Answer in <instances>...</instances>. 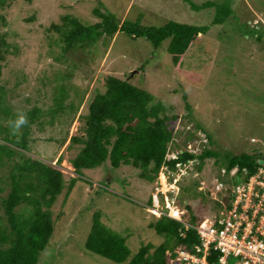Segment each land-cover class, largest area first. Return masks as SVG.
Returning <instances> with one entry per match:
<instances>
[{
    "label": "rangeland",
    "instance_id": "1",
    "mask_svg": "<svg viewBox=\"0 0 264 264\" xmlns=\"http://www.w3.org/2000/svg\"><path fill=\"white\" fill-rule=\"evenodd\" d=\"M208 1L211 7L202 8ZM100 5L120 22L153 27L177 22L202 26L207 32L189 46L179 70L168 53L170 40L154 48L144 38L130 39L117 33L106 53L98 43L87 62L76 61L81 67L69 76L74 68L54 60L61 44L58 34L48 28L65 14L85 25L94 24L99 19L93 11ZM0 12L5 17L2 32L20 49L1 70L0 85L8 90L5 99L14 114L25 115L33 107L42 110L39 123L31 126L29 153L52 164L63 159L59 168L66 187L51 208L53 234L38 264H118L84 248L96 211L101 212L105 225L127 238L133 254L143 244L158 246L164 241L150 229L155 215L146 205L155 186L162 192L172 189L168 176L162 173L150 184L140 179L132 166L113 168L105 162L83 171L70 195L66 193L75 177L70 160L81 148L76 144L67 148L68 140L83 135L84 121L79 115L86 113L96 93L104 92L107 76L130 79L149 91L153 103L166 108L167 116L177 117L176 122H170L174 134L168 158L182 151L199 153L211 138L208 149L219 158L206 159L198 173L197 162H192L189 174L174 185L178 189L176 205L184 214L210 219L229 201L219 182L230 186L236 170L225 175L226 157L255 150L264 156V0H15ZM217 15L219 24L214 22ZM18 74H24L26 82L16 87ZM62 74L61 83L54 80ZM59 84L70 88L72 98H84L76 114L67 111L51 125L49 111ZM8 192L6 187L0 193V208ZM231 264L239 263L231 259Z\"/></svg>",
    "mask_w": 264,
    "mask_h": 264
},
{
    "label": "trees",
    "instance_id": "2",
    "mask_svg": "<svg viewBox=\"0 0 264 264\" xmlns=\"http://www.w3.org/2000/svg\"><path fill=\"white\" fill-rule=\"evenodd\" d=\"M14 1L0 0V11H5ZM210 3L205 2L201 7L209 9L212 5ZM93 14L99 21L91 25H85L72 15L65 14L60 17L59 23H52L48 28L58 34V44H61V52L54 60L74 68L68 73L69 76L81 67L76 61L87 62L98 43L101 42L106 53L117 33H123L130 39L144 38L154 48H158L163 41L170 40L168 53L179 70L189 46L198 36L207 32L205 27L177 22H168L161 27L142 26L130 21L120 22L114 15L103 12L101 5L94 9ZM4 22L5 17L0 12V76L9 56L20 53V49L2 32ZM214 22L220 23L218 15ZM65 74L61 75V79L54 80L62 81ZM104 81V92L96 93L87 104L86 113L79 115L84 121L83 135L71 136L68 140L67 148L74 144L81 148L70 160L75 177L69 182L67 195H70L83 171L94 169L105 162H109L113 168L132 166L138 170L140 179L151 184L162 169L165 173L176 174L175 167L180 164L184 169L182 179L192 169H188L190 162H197L195 170L198 173L206 159L219 158L215 151L208 149L212 140L207 135L205 149L199 153L182 151L174 159L168 158L174 134L170 122H176L177 117L167 116L166 108L161 103L154 104V96L133 85L130 79L107 76ZM25 82L24 74H18L15 86L19 87ZM69 90L64 84L55 87L53 105L49 111L51 125L67 111L74 114L78 111L84 95L77 98L73 96L74 100H78L76 104ZM7 93L5 86L0 85V170H3L0 175V193L6 187L9 189L6 197L1 200L0 208L3 211V216L0 215V264H38L39 256L46 250L53 234L51 208L66 187L63 172L59 168L63 159L59 157L52 164L29 153L33 142L31 126L39 123L43 117L42 110L33 107L26 112L27 124L13 134L11 122L19 115L12 112L5 99ZM69 98L70 102L65 104L64 101ZM183 99L186 100L185 95ZM187 108L190 109L189 104ZM196 129H200L199 126ZM65 142L64 139L62 144ZM258 152L255 150L226 157L225 175L228 176L237 169L233 184L242 179L248 180L264 168V164H260L261 160L264 161V156ZM199 185L196 184L197 187ZM226 193H230L229 188H226ZM160 198L162 200V196ZM152 203L150 196L146 202L147 207H151ZM186 208L189 209L190 206ZM152 218L154 222L149 223L150 229L162 236L164 241L158 246L143 244L133 254L127 245V238L105 225L101 221V212L96 211L92 214L84 248L89 253L118 264H169L166 253H171L170 257L174 258V251L180 246L198 257L202 255L194 249V246L200 245L194 227L204 218L184 214L183 221L190 225L188 229L183 223L165 215ZM221 256L218 250L212 249L206 256V263L221 264ZM231 259L234 258L229 257L225 264H231Z\"/></svg>",
    "mask_w": 264,
    "mask_h": 264
},
{
    "label": "built area",
    "instance_id": "3",
    "mask_svg": "<svg viewBox=\"0 0 264 264\" xmlns=\"http://www.w3.org/2000/svg\"><path fill=\"white\" fill-rule=\"evenodd\" d=\"M176 166L179 175L173 179V183L184 174L181 165ZM170 187L172 189L168 191L172 195L168 191L155 189L152 212L157 217L165 215L182 221L183 212L175 205L177 189L174 185ZM219 187L223 185L219 183ZM229 189V201L224 203L222 209L194 227L200 240V245L194 246V249L197 253L202 252L203 256L189 254L181 248L177 251L178 261H184L183 264H207L205 258L213 249L222 254L221 264H225L229 257L236 259L239 264H264V168L246 181L242 179L237 184L232 183ZM161 195L164 207L159 206ZM184 225L186 229L190 228V225Z\"/></svg>",
    "mask_w": 264,
    "mask_h": 264
},
{
    "label": "clouds",
    "instance_id": "4",
    "mask_svg": "<svg viewBox=\"0 0 264 264\" xmlns=\"http://www.w3.org/2000/svg\"><path fill=\"white\" fill-rule=\"evenodd\" d=\"M27 124V117H26V115H23V114H21V115H19L18 116V118L15 120V121H12L11 122V127H12V129H13V134H15L16 132H18L19 131V129L21 128V127H23L24 125H26ZM175 158V156H172V158H170V159H174ZM53 164H55V163H53ZM176 168V170H177V173L176 174H174V173H165V170H163L162 169V171L160 172V174L162 173V174H164V175H166V176H168V180H169V182H170V186L171 185H176V183L177 182H175V183H173L172 181H173V179L174 178H176L178 175H179V168L176 166L175 167ZM234 170H236L235 171V175H236V172H237V169H234ZM233 170V171H234ZM159 174V175H160ZM159 177V176H158ZM181 178V176L180 177H178V180ZM177 180V181H178ZM232 180H234V175H233V177H232ZM157 182V181H156ZM168 182V181H167ZM233 182L231 181V184H232ZM222 184V183H221ZM230 184V185H231ZM223 185V188H225L224 187V183L222 184ZM226 187H228L229 188V186H226ZM156 188H159L158 186H155L154 187V194L153 195H156ZM227 188V189H228ZM178 191V189L176 190V192ZM223 191H224V194L226 193V188H225V190L223 189ZM222 193V192H221ZM168 194H170V195H172V193H170L169 191H168ZM162 196V195H161ZM175 199L177 200V198H176V194H175ZM160 201H161V206L162 207H164V202H163V196H162V200H161V198H160ZM152 202H153V197H152ZM175 205H176V202H175ZM153 208V203H152V206L151 207H149V209H152ZM176 208L178 209V210H180L179 208H178V206L176 205ZM167 210H165V212H166ZM181 211V210H180ZM183 215H184V213H182V221H179V222H181V223H183V225H184V221H183ZM161 216V215H160ZM159 216V217H160ZM157 217V216H156ZM172 219V218H171ZM209 219V218H208ZM174 220H176V219H174ZM205 220V219H204ZM176 221H178V220H176ZM187 224V223H186ZM189 225V224H188ZM185 226V225H184ZM181 248H184L189 254H191L184 246H180V247H178V248H176L175 249V251H174V254H175V257L174 258H172V257H170V255H171V253H169V252H167L166 254H167V256L169 257V261H172V264H175V263H177V264H183V263H185L184 261H178L177 260V258L179 257V255H178V253H177V251L179 250V249H181ZM196 252V251H195ZM197 253V252H196ZM202 253V252H201ZM192 255H195L196 256V254H192ZM208 255V254H207ZM222 255V254H221ZM203 256V253H202V255L200 256V257H202ZM221 258H222V256H221ZM205 260H206V258H205ZM229 260V258L227 259V261ZM236 260V259H235ZM227 261H226V263H227ZM237 261V260H236ZM170 264V263H169Z\"/></svg>",
    "mask_w": 264,
    "mask_h": 264
},
{
    "label": "water",
    "instance_id": "5",
    "mask_svg": "<svg viewBox=\"0 0 264 264\" xmlns=\"http://www.w3.org/2000/svg\"><path fill=\"white\" fill-rule=\"evenodd\" d=\"M260 164H264V161L261 160V161H260Z\"/></svg>",
    "mask_w": 264,
    "mask_h": 264
}]
</instances>
